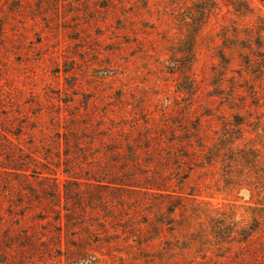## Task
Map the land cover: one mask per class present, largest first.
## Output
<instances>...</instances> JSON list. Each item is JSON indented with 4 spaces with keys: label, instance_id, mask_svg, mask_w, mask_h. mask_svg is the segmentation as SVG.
Here are the masks:
<instances>
[{
    "label": "rangeland",
    "instance_id": "rangeland-1",
    "mask_svg": "<svg viewBox=\"0 0 264 264\" xmlns=\"http://www.w3.org/2000/svg\"><path fill=\"white\" fill-rule=\"evenodd\" d=\"M198 138L264 162V0H0V264H241Z\"/></svg>",
    "mask_w": 264,
    "mask_h": 264
},
{
    "label": "trees",
    "instance_id": "trees-1",
    "mask_svg": "<svg viewBox=\"0 0 264 264\" xmlns=\"http://www.w3.org/2000/svg\"><path fill=\"white\" fill-rule=\"evenodd\" d=\"M197 142L196 155L185 156V161L196 169L203 168L201 165L209 167L218 165L219 167L217 179L204 180L201 184L208 185L212 183L214 192L224 197L230 196L237 190L248 194L246 200L241 197V234H239L241 239V264L264 262V240L258 243L257 247L249 249L256 242L255 240L259 234L264 236V162L262 156L257 149L236 148L225 139L203 142L198 138ZM175 175L171 177L168 183L158 186L155 190L161 192V195L170 196L173 193L169 190L170 182L175 179ZM191 175L188 172L175 180L179 185L178 190L183 189ZM182 195L183 193H180V196ZM205 198L212 197L205 196ZM236 207L238 206L233 205V208ZM169 213H174V209L170 210ZM224 215L220 214L219 217L222 222L226 220ZM217 230L219 231L218 235L224 241H227L226 239H229L230 235H234V230L223 224H219Z\"/></svg>",
    "mask_w": 264,
    "mask_h": 264
}]
</instances>
